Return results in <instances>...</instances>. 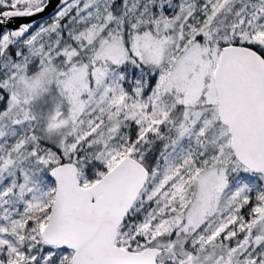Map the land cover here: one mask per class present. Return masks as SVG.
I'll list each match as a JSON object with an SVG mask.
<instances>
[{"label": "snow or ice", "instance_id": "6c2138e0", "mask_svg": "<svg viewBox=\"0 0 264 264\" xmlns=\"http://www.w3.org/2000/svg\"><path fill=\"white\" fill-rule=\"evenodd\" d=\"M0 264H264V0H0Z\"/></svg>", "mask_w": 264, "mask_h": 264}, {"label": "water", "instance_id": "95a60500", "mask_svg": "<svg viewBox=\"0 0 264 264\" xmlns=\"http://www.w3.org/2000/svg\"><path fill=\"white\" fill-rule=\"evenodd\" d=\"M42 15L46 16L47 13H44V14H42ZM39 19H40V16H35V17L25 18V20H37V21H39ZM22 22H25V21H23V20H17V21H16L17 24L22 23ZM14 26H15V25H10V27H14Z\"/></svg>", "mask_w": 264, "mask_h": 264}]
</instances>
